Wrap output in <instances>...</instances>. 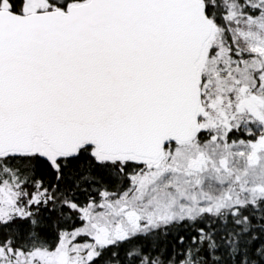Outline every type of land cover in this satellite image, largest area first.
Returning a JSON list of instances; mask_svg holds the SVG:
<instances>
[{"label": "snow or ice", "instance_id": "obj_1", "mask_svg": "<svg viewBox=\"0 0 264 264\" xmlns=\"http://www.w3.org/2000/svg\"><path fill=\"white\" fill-rule=\"evenodd\" d=\"M0 264H264V0H0Z\"/></svg>", "mask_w": 264, "mask_h": 264}]
</instances>
